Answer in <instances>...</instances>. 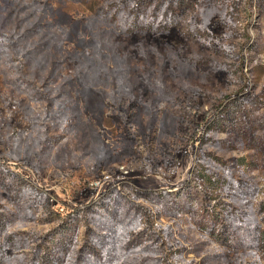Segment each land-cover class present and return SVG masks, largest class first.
I'll return each instance as SVG.
<instances>
[{"label": "rangeland", "instance_id": "obj_1", "mask_svg": "<svg viewBox=\"0 0 264 264\" xmlns=\"http://www.w3.org/2000/svg\"><path fill=\"white\" fill-rule=\"evenodd\" d=\"M92 249L264 264V0H0V264Z\"/></svg>", "mask_w": 264, "mask_h": 264}, {"label": "trees", "instance_id": "obj_2", "mask_svg": "<svg viewBox=\"0 0 264 264\" xmlns=\"http://www.w3.org/2000/svg\"><path fill=\"white\" fill-rule=\"evenodd\" d=\"M113 206H115V205H113ZM86 256H87V258H85L84 264H104V262L106 260L103 256L100 255L99 252H96L95 249L88 251Z\"/></svg>", "mask_w": 264, "mask_h": 264}, {"label": "built area", "instance_id": "obj_3", "mask_svg": "<svg viewBox=\"0 0 264 264\" xmlns=\"http://www.w3.org/2000/svg\"><path fill=\"white\" fill-rule=\"evenodd\" d=\"M105 179H106V178H105ZM101 182H102V180L98 179L97 181L94 182V186H95V187H99V186H101V184H102Z\"/></svg>", "mask_w": 264, "mask_h": 264}]
</instances>
